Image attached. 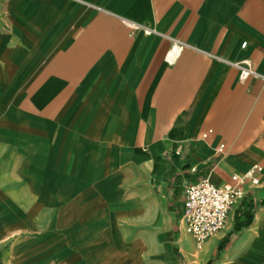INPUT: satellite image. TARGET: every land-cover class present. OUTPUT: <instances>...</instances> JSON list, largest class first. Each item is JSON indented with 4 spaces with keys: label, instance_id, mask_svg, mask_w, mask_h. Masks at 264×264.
I'll return each instance as SVG.
<instances>
[{
    "label": "crops",
    "instance_id": "0c3cea01",
    "mask_svg": "<svg viewBox=\"0 0 264 264\" xmlns=\"http://www.w3.org/2000/svg\"><path fill=\"white\" fill-rule=\"evenodd\" d=\"M205 177L245 195L198 246ZM246 200L213 264H264V0H0V264H208Z\"/></svg>",
    "mask_w": 264,
    "mask_h": 264
},
{
    "label": "built area",
    "instance_id": "2783aa9c",
    "mask_svg": "<svg viewBox=\"0 0 264 264\" xmlns=\"http://www.w3.org/2000/svg\"><path fill=\"white\" fill-rule=\"evenodd\" d=\"M247 43L243 44V47ZM240 69L242 81L250 75L258 76L250 61L233 63ZM236 184L216 186L209 178H200L185 187V214L190 234L202 246L213 234L227 226L230 212L244 198L243 179L234 177ZM258 183L257 179L253 180Z\"/></svg>",
    "mask_w": 264,
    "mask_h": 264
},
{
    "label": "trees",
    "instance_id": "16d2710c",
    "mask_svg": "<svg viewBox=\"0 0 264 264\" xmlns=\"http://www.w3.org/2000/svg\"><path fill=\"white\" fill-rule=\"evenodd\" d=\"M255 208L256 205L252 200H246L237 210L232 233L220 243L217 254L208 262V264L214 263L215 259L219 256L225 245L230 240L232 234L241 233L252 223L255 215Z\"/></svg>",
    "mask_w": 264,
    "mask_h": 264
}]
</instances>
